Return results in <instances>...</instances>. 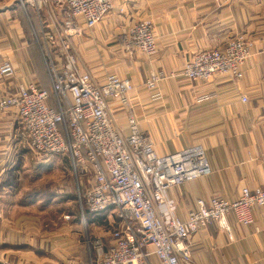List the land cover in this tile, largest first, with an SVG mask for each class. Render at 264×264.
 I'll return each mask as SVG.
<instances>
[{"label":"crops","instance_id":"1","mask_svg":"<svg viewBox=\"0 0 264 264\" xmlns=\"http://www.w3.org/2000/svg\"><path fill=\"white\" fill-rule=\"evenodd\" d=\"M112 1L113 9L92 27L78 18L81 32L71 37L76 60L98 83L109 74L131 82L126 105L108 103L123 133L131 114L158 155L194 144L204 148L210 171L166 190L174 213L186 218L198 197L233 199L242 187L264 186V0ZM27 11L15 0L0 1V62L14 66L12 75H0V96L29 83L50 87L32 37L31 25L38 30V22L34 11ZM142 18L152 20L156 38L157 51L149 59L139 51L128 54L122 44L127 27ZM237 33L254 40L239 81L221 74L192 81L181 74L195 52L220 47ZM157 69L166 77L146 88L145 79ZM211 93L215 96L207 100L196 99ZM47 162L65 173L68 166L72 170L65 157L33 152L16 109L0 110V264H91L93 239L109 244L110 231L118 226L110 209L82 210L69 186L47 189L36 170ZM83 177L73 176L76 193L77 184L87 185ZM251 214L249 225L229 215L232 240L215 221L191 234L188 264H264V204L252 206ZM150 259L158 264L154 255Z\"/></svg>","mask_w":264,"mask_h":264},{"label":"built area","instance_id":"2","mask_svg":"<svg viewBox=\"0 0 264 264\" xmlns=\"http://www.w3.org/2000/svg\"><path fill=\"white\" fill-rule=\"evenodd\" d=\"M15 1L26 15L29 8L34 11L39 28L31 25L32 37L43 56L50 87L19 85L12 93L0 96V110L16 109L33 152L65 157L78 181L83 175L88 177L87 185L77 194L82 210L92 214L112 210L118 226L111 229L109 244L93 239L91 264H154L152 255L158 264H188L189 238L198 229L215 221L232 240L229 215L243 225L253 222L251 208L264 204V186L242 187L233 199L212 196L206 201L198 197L187 217H178L166 190L210 171L204 148L194 144L158 155L149 134L131 114L123 133L108 103L116 100L126 105L131 82L109 74L98 83L78 65L71 42V37L81 32L78 18L92 27L113 9L112 0ZM122 44L128 54L139 51L152 58L157 51L152 20L131 23L122 34ZM253 44L250 36L234 34L220 47L195 52L181 74L192 81L208 80L213 74L239 81ZM13 73L11 62H0L1 76ZM165 77L157 69L143 84L152 89ZM213 96L215 93L203 94L196 99L202 102Z\"/></svg>","mask_w":264,"mask_h":264},{"label":"rangeland","instance_id":"3","mask_svg":"<svg viewBox=\"0 0 264 264\" xmlns=\"http://www.w3.org/2000/svg\"><path fill=\"white\" fill-rule=\"evenodd\" d=\"M38 169H40V171L42 172L41 174H43L42 177L43 183L47 189H51L52 191H55L59 183L63 184L64 186H69V190L73 192L74 200L77 201L75 196L77 195L78 190L80 189L82 190L83 188L82 186H79V184L76 183L77 184L76 186L77 193H76L74 189V179H73L74 175L72 173V170L69 168V166L66 173L65 170H63L60 166H57L55 163L52 162H47L46 164L36 166V170ZM83 178H84L83 180L84 182L87 177L84 176Z\"/></svg>","mask_w":264,"mask_h":264}]
</instances>
